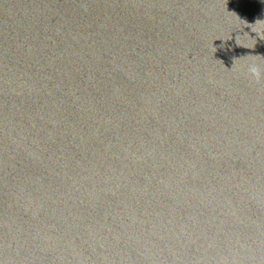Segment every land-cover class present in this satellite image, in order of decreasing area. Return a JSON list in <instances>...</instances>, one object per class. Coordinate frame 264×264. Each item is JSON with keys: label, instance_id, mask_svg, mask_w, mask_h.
<instances>
[{"label": "water", "instance_id": "obj_1", "mask_svg": "<svg viewBox=\"0 0 264 264\" xmlns=\"http://www.w3.org/2000/svg\"><path fill=\"white\" fill-rule=\"evenodd\" d=\"M0 264H264V0H0Z\"/></svg>", "mask_w": 264, "mask_h": 264}, {"label": "clouds", "instance_id": "obj_2", "mask_svg": "<svg viewBox=\"0 0 264 264\" xmlns=\"http://www.w3.org/2000/svg\"><path fill=\"white\" fill-rule=\"evenodd\" d=\"M249 71L251 72V74L254 76V77H259V69L258 68H256V67H251L250 69H249Z\"/></svg>", "mask_w": 264, "mask_h": 264}]
</instances>
